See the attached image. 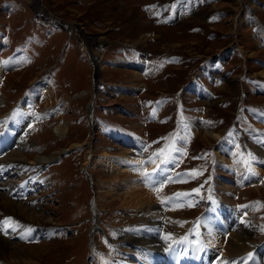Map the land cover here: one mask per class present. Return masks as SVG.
<instances>
[{
  "label": "rangeland",
  "instance_id": "obj_1",
  "mask_svg": "<svg viewBox=\"0 0 264 264\" xmlns=\"http://www.w3.org/2000/svg\"><path fill=\"white\" fill-rule=\"evenodd\" d=\"M11 59L19 64L9 65ZM38 81L47 90L29 98ZM195 82L202 92L194 90ZM262 114L264 0H0V129L16 119L8 125L27 142L15 139L0 152L6 153L0 165L11 163L0 172V191L43 222L39 236L11 237L23 252L0 254V261L147 264L148 251L178 239L189 245L185 238L191 237L193 257L207 245L215 250L210 257L219 253L215 263L233 257L232 264L243 258L253 264L248 253L236 257L198 234L204 217L213 225L217 193L226 203L220 206L229 227L224 238L243 223L254 263L264 264ZM172 147L182 149L175 163H162ZM39 156L51 157L38 162ZM136 157H152L151 170L137 167ZM141 174L143 189L153 192L152 210L123 205L128 176ZM24 183L30 192L11 194ZM160 206L166 213L158 212ZM231 207L232 221L226 214ZM3 219L25 234L32 230L19 228L18 217ZM148 231L160 240L135 241L139 234L149 237Z\"/></svg>",
  "mask_w": 264,
  "mask_h": 264
},
{
  "label": "bare ground",
  "instance_id": "obj_2",
  "mask_svg": "<svg viewBox=\"0 0 264 264\" xmlns=\"http://www.w3.org/2000/svg\"><path fill=\"white\" fill-rule=\"evenodd\" d=\"M37 2V1H36ZM37 4V3H36ZM39 5V4H38ZM38 9L40 10V7L38 6ZM44 12V10H42V13ZM251 22H255V21H257L256 20V18L255 17H251ZM231 26L235 29V28H237L238 27V25H237V23H236V21H234L232 24H231ZM259 36H261L262 35V28H261V26H260V28H259ZM85 44V41L83 42V45ZM88 50V49H87ZM11 64H16V65H18L19 64V62L17 61V59H11V61H10V64L9 65H11ZM137 66H138V68H141V69H144V68H146V65H144V64H141V63H135ZM147 64V63H146ZM135 65V66H136ZM148 66V65H147ZM4 68H5V65H4ZM39 83H35V85H34V87H33V89H32V91H31V93H30V95H29V98H32V95H33V93H34V95H35V93H36V90H40V92L41 91H43V93H44V90H47V85H46V83H43L42 81H38ZM192 87L194 88V90L196 91V92H202L204 89L197 83V82H195V85H192ZM206 94V93H205ZM32 101V100H31ZM33 102V101H32ZM92 112H94V108L92 109V111H91V113ZM24 113V112H23ZM95 113V112H94ZM24 117V115H19L18 117ZM94 116V115H93ZM17 117V118H18ZM16 120V119H15ZM15 120H11V121H15ZM11 121H8V122H5V130H3L2 128L0 129V152H2V150L5 148V147H9V145H11L12 144V146H14L13 145V142H14V140L15 139H21L22 138V136L19 134V135H17V136H15L16 135V126L15 125H13V124H10V125H8V123H11ZM25 122V125H26V121H24ZM6 125H8L7 127H6ZM25 127V126H24ZM16 128V129H15ZM65 128H66V124H65V122L64 123H61L60 125H57L56 126V131L58 132V133H62L64 130H65ZM23 134H24V131H23ZM139 140H137V139H135L133 142L135 143V145L137 144V142H138ZM21 143H22V146H25V145H27V142L25 141V140H22L21 139V141H20ZM226 149V148H225ZM228 150V149H227ZM262 151V150H261ZM106 154V153H105ZM232 155L231 156H233L236 160H237V158L239 157V154L237 155V153H235V152H232L231 153ZM4 155H6V153H5V151L0 155V160L1 159H3L2 157H4ZM19 156H22V154H20ZM49 157H51V156H43V157H41V156H39L38 158H37V160L36 161H38V162H43V161H46ZM239 159V158H238ZM15 161H17V160H15ZM129 161H133V159L132 160H127V162L128 163H130ZM134 161H136L138 164H139V166H137V167H140L141 166V164H143V165H148L149 167V169L151 168V164H153L154 163V159L152 158V157H145V159L144 158H139V157H136L135 159H134ZM13 162V161H12ZM111 162V161H110ZM109 162V163H110ZM4 164H6V166H3ZM237 164V163H236ZM112 166V165H111ZM239 166H241V163H238L237 164V167H239ZM11 167V163H10V161L8 162L7 160H6V162L5 163H2L1 165H0V172L1 171H3V170H6L7 171V169L8 168H10ZM144 168V167H143ZM136 170H138L137 168L135 169V171ZM151 170V169H150ZM262 170V169H261ZM140 171V170H139ZM258 171V170H257ZM29 172V171H28ZM1 174V173H0ZM2 175H4V174H2ZM2 175H0V178L2 179ZM122 175V174H121ZM145 175V174H144ZM143 174H141V176L140 175H138V176H140V177H137V178H139V179H132V177H130V175L128 176L129 178H128V181L126 180V185L129 187V193H127L126 195H125V200H124V204L123 205H126L127 207H136V208H148V210H152L151 208H153V192L151 191V190H149V189H146V188H144L143 189V187H142V184H140V179H141V177L143 178V176H144ZM153 175H156V173L154 172L153 173ZM4 178H6V177H4ZM144 179V178H143ZM218 179V178H217ZM256 179H257V177H256V175L255 174H251L250 175V180H252V181H256ZM145 180H148V177L147 178H145ZM225 184V183H224ZM1 185V184H0ZM19 185V184H18ZM21 185V184H20ZM11 187H13V186H11ZM217 187V186H216ZM15 188V187H14ZM218 189V188H217ZM216 189V191H218ZM221 189V188H220ZM14 190H16V189H14ZM28 189H27V184H23V187L21 188V190L20 191H15L14 193H11V194H16L15 195V197H18L20 194L22 195V194H25V193H27V192H30L29 190L27 191ZM219 192V191H218ZM226 193H229V192H226ZM225 193V194H226ZM18 194V195H17ZM214 194H216L217 196H218V198H215L217 201H218V204L217 205H219V207H217V206H215V207H213V204L211 205L213 208H215L216 209V211H214L213 212V216H211L212 218H211V223L213 224V225H209L208 224V222H207V217H204L205 219H204V221H202L201 222V224H200V226H198V225H196V227L198 226L199 227V229L197 230V231H199L198 232V234L200 235L201 234V236L202 237H206L207 239H211V240H217V241H219L220 243H222L223 245H224V247L226 246V248H228V250L231 252V250L236 254V255H239V256H236V257H240V258H242V257H244V254H247V256L249 257L250 256V259L248 260L249 262H251V263H253V264H255L254 263V261L256 260V258L253 256V254L255 253H252V252H249V245L247 246V243L244 241L245 240V238H244V234L242 233V228H241V225L243 224V223H240V222H238L237 223V225H235V229L233 228V230L231 231V239L230 240H226L225 238H224V233L222 232V231H226L228 228L227 227H225V225H224V216H220V213H222V209L220 208V206H224L225 208H226V203H224V201L223 200H220L219 199V194H217V193H214ZM222 194V193H221ZM225 194H223V196L224 197H226V195ZM130 197V198H129ZM221 197V196H220ZM20 198H22V197H20ZM25 198V197H24ZM227 198H228V196H227ZM230 198V197H229ZM229 202V201H228ZM146 206V207H145ZM160 208L161 209H159V211L158 212H162V213H166L165 211H166V209L162 206H160ZM228 209H229V207H227ZM164 209V210H163ZM231 209H232V207H231ZM0 210L2 211L1 213H0V216L2 215V213L3 212H8V215H4V216H1V217H5V216H11V218H13V221H15V219L18 217V227L19 228H21V226L23 227V225L25 226V227H27V228H30V229H32L31 231L29 230L26 234H25V231L22 229V231H19V230H17V229H15V227L13 226V225H8V221L6 220V219H3V220H0V222H4V221H7V224L5 225L6 227H7V229H11V231H10V233H9V236L8 237H6V236H4V235H6V234H4L5 232L4 231H2V232H4L3 234L4 235H1L0 234V254H3V253H9V254H11L12 256H14V257H16V256H20V253H22L23 252V250H22V247H23V245L20 243V242H11V240H10V238L12 237H15V238H18L19 240H24V239H26L28 236H29V234H30V236L32 235V234H37V236H39V235H41L40 233V231H39V229H40V227L39 226H42V224H43V222H42V220L35 214V213H33V211H31L30 210V207L27 205V206H25V205H23V204H21L20 202H18V201H16L15 199H13L12 197H9L8 195H4V194H2L1 193V191H0ZM144 210V209H143ZM157 210V209H156ZM156 210L154 209V211H153V213L154 214H158V212H156ZM233 211L232 212H227L226 214H227V218L229 217V220L230 221H232V217H233V219L235 220L236 219V217H235V215L233 214V212L235 213V210L234 209H232ZM32 213H31V212ZM146 212V211H145ZM224 212V211H223ZM231 215H233V216H231ZM159 216V215H158ZM0 217V218H1ZM24 219V218H26L25 220H22V219ZM214 218V219H213ZM31 220V222H29V223H26L27 222V220ZM156 219V218H155ZM29 220V221H30ZM215 222H214V221ZM33 221H37L36 223L35 222H33ZM154 221V220H153ZM156 221L158 222L159 221V218H157L156 219ZM227 221V220H226ZM12 222V221H11ZM22 222V223H21ZM162 222H163V220H162ZM37 223L39 224V225H37ZM216 223V224H215ZM26 224V225H25ZM32 224V225H31ZM228 224V223H227ZM194 226V225H193ZM214 226V227H213ZM195 227V229H197ZM194 228V227H193ZM192 230V229H191ZM147 231V230H146ZM217 231V232H216ZM218 231H220V232H222V234L221 233H219ZM227 231H229V230H227ZM236 231V232H235ZM24 232V233H23ZM48 232V231H47ZM47 232L45 231V234H47ZM165 232L166 231H161V232H159V234H161V233H164L165 234ZM18 233V234H17ZM17 234V235H16ZM148 234H149V237H147L146 235H141L140 236V234L138 235V237H136L135 238V241L138 243H140V238L142 239V240H144V239H146L145 241H141V243H146V242H150V243H156V242H158L159 240H160V236L159 235H153L154 234V232L152 231L151 232V235H150V232L148 231ZM163 234V235H164ZM25 235V236H24ZM199 235H192L193 237L195 236L196 238H197V240L196 241H198V242H200V236ZM35 237V236H34ZM47 237V236H46ZM140 237V238H139ZM163 237V236H162ZM38 238V237H37ZM131 238V237H130ZM164 238V237H163ZM195 238V239H196ZM42 239V238H41ZM40 239V240H41ZM162 239V238H161ZM186 239V241L185 242H187V243H189V245H187V244H183V243H181V242H178L177 243V241L179 240H177V241H175L173 244H170L168 247H163V248H161V249H158V252H159V254H157L156 252H149L148 251V254L150 255V256H152V258H150L149 260H150V262H148L147 264H156V263H158V264H225V262H224V258H221L220 260H218V262H216L215 263V258L217 257V255L219 254V253H217L216 254V256H215V254H214V256L213 257H210V255H212L213 253H214V251L215 250H213V249H211V248H209V246L207 247V245H205V247L203 248V249H207L206 251H203L201 254H200V256L199 257H193V255H191V252H193L192 250H195L196 248H197V244H195V243H192L193 242V240H191L192 238L191 237H186L185 238ZM194 239V238H193ZM244 239V240H243ZM134 241V242H135ZM181 241H182V239H181ZM208 241V240H207ZM206 241V242H207ZM216 242V241H215ZM30 243V242H29ZM211 243H213V242H211ZM207 244V243H206ZM208 245H212V244H208ZM34 247V246H33ZM211 247H213V246H211ZM39 249V248H38ZM30 250H31V248H30ZM36 251V250H35ZM223 251H224V249H223ZM261 251V250H260ZM194 252H197V251H194ZM221 252V251H220ZM216 253V252H215ZM30 254V253H29ZM147 253H146V258L147 257H149V255H148ZM28 255V254H27ZM209 255V256H208ZM259 255V254H258ZM24 256H26V255H24ZM261 257H263L262 255H261ZM261 257H260V260H261ZM247 259V258H246ZM153 260H155L156 262H154ZM212 260H213V262H212ZM244 258L243 259H241V260H239V261H237L236 262V264L238 263V264H243V262H244ZM142 261H144V260H140V264H142L143 262ZM233 261V257H232V259H227L226 260V264H230L231 262ZM262 261H264V260H262ZM0 264H6V262H4V261H0ZM232 264V263H231ZM234 264V263H233ZM257 264V263H256Z\"/></svg>",
  "mask_w": 264,
  "mask_h": 264
},
{
  "label": "snow or ice",
  "instance_id": "obj_3",
  "mask_svg": "<svg viewBox=\"0 0 264 264\" xmlns=\"http://www.w3.org/2000/svg\"><path fill=\"white\" fill-rule=\"evenodd\" d=\"M153 115H155V114L153 113ZM262 115H264V114H262ZM178 139L181 140L184 143L187 142L183 137H179ZM258 142L264 143V138L260 139ZM181 151H182V149L172 147L170 149L169 158L167 160L163 161L162 163H164V164L175 163V153H179ZM163 153H164V150L162 149L161 152L158 153V155H162ZM177 195H179V194H177ZM6 224H7V221L0 222V231H4L5 233L7 232V227L5 226Z\"/></svg>",
  "mask_w": 264,
  "mask_h": 264
},
{
  "label": "water",
  "instance_id": "obj_4",
  "mask_svg": "<svg viewBox=\"0 0 264 264\" xmlns=\"http://www.w3.org/2000/svg\"><path fill=\"white\" fill-rule=\"evenodd\" d=\"M94 68H95V70H96V66H94ZM95 76H96V71H94V73H93V77H94V79H95Z\"/></svg>",
  "mask_w": 264,
  "mask_h": 264
}]
</instances>
